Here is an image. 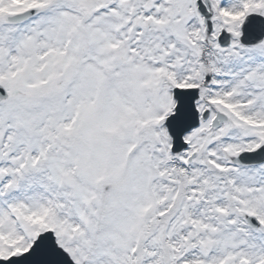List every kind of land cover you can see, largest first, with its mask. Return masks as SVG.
Here are the masks:
<instances>
[{
    "label": "rangeland",
    "instance_id": "374dc122",
    "mask_svg": "<svg viewBox=\"0 0 264 264\" xmlns=\"http://www.w3.org/2000/svg\"><path fill=\"white\" fill-rule=\"evenodd\" d=\"M196 2L0 0V260L51 231L76 264H264V165L232 164L264 145V42H239L264 0H208L212 34ZM174 88L211 114L175 155Z\"/></svg>",
    "mask_w": 264,
    "mask_h": 264
},
{
    "label": "water",
    "instance_id": "95a60500",
    "mask_svg": "<svg viewBox=\"0 0 264 264\" xmlns=\"http://www.w3.org/2000/svg\"><path fill=\"white\" fill-rule=\"evenodd\" d=\"M203 9V8H202ZM39 11L33 10L30 12H27L22 15H17L13 17H8L6 19V22L9 24H21L27 20H29L31 17H33L35 14H37ZM259 17L257 16H251L248 19V22L245 27V31L247 33H250L253 30V25L256 23H259ZM262 20V19H261ZM264 39V31L259 32L258 36L254 37L252 40H248L247 35L244 37L245 44H257L262 42ZM8 97V94L4 89L0 87V103ZM207 115V114H206ZM225 119L221 117V120L219 123L216 124V127L220 126L222 122H224ZM237 162L243 165H257L264 162V148L254 154H243L237 159ZM248 222L251 223L254 227H258V224L254 219L248 218ZM43 253L46 255H50L51 259L49 264H60V261H63L64 264H66L65 259L62 260V252L59 250L55 243V238L52 233H46L42 235L39 240L35 243L34 248L30 251V253L24 255V257L20 259H12L8 262H0V264H30L32 262L33 264H40L38 262V256ZM48 263V261H47ZM46 263V264H47Z\"/></svg>",
    "mask_w": 264,
    "mask_h": 264
},
{
    "label": "bare ground",
    "instance_id": "6f19581e",
    "mask_svg": "<svg viewBox=\"0 0 264 264\" xmlns=\"http://www.w3.org/2000/svg\"><path fill=\"white\" fill-rule=\"evenodd\" d=\"M204 71H207L208 69L206 67H202ZM226 80V78H224ZM196 133H191L189 136H191V141H190V147H189V151L190 150H195L196 147L198 146L197 140L193 141L192 137H194ZM188 136V139H189ZM211 137L208 136L207 139ZM163 140V138H162ZM203 158V155L199 154L197 156V160H201ZM216 172H213L212 174H215ZM191 175L183 170L177 169V174H176V180L178 181H184L186 179H189L190 181ZM186 218V214L184 213V211L182 210L181 206L178 205V203H176V206L172 208L171 212L167 215V217H159V219L156 221L157 226L161 225V226H165L167 225L168 227L170 226L171 228H175L176 231L179 229L180 227V223L182 221V219Z\"/></svg>",
    "mask_w": 264,
    "mask_h": 264
}]
</instances>
